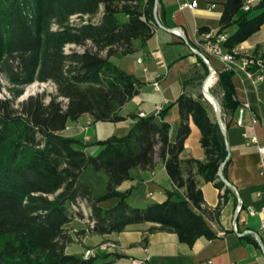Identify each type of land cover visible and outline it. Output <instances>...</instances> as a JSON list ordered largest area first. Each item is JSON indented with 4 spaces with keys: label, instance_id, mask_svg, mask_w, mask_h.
Returning a JSON list of instances; mask_svg holds the SVG:
<instances>
[{
    "label": "trees",
    "instance_id": "16d2710c",
    "mask_svg": "<svg viewBox=\"0 0 264 264\" xmlns=\"http://www.w3.org/2000/svg\"><path fill=\"white\" fill-rule=\"evenodd\" d=\"M155 2L0 0V66L13 83L38 79L55 85V91L30 94L18 106L15 99L22 87H16L12 97H0V236L5 237L0 264H108L97 263V255L65 249L73 240L65 224L83 215V206H90L95 218L90 232L122 230L129 223L151 220L174 230L179 240L190 245L201 235H217L204 216L201 183L212 181L229 189L218 172L228 148L213 105L202 90L191 89L209 73L199 55L183 75L185 89L174 101L180 117L174 139L165 118L167 107L159 115L131 113L134 122L124 134L85 142L62 132L69 120L84 112L93 121L127 117L119 110L139 93L144 80L111 56L131 52L135 40L143 43L153 35ZM242 4L243 0L225 1L216 32L237 24L226 32V47L243 41L264 22V0L249 10H243ZM234 72L217 69L219 89L210 88L226 125L227 114L239 105ZM191 118L201 132L204 159L181 155ZM91 144L100 145V150L87 151L84 146ZM158 159L164 161L175 184L185 187V194L169 190L163 201L133 204L129 190L118 185L130 176L133 166L153 168ZM89 165L107 174L101 195H95L82 177ZM109 196H118V202L103 207L100 200Z\"/></svg>",
    "mask_w": 264,
    "mask_h": 264
},
{
    "label": "crops",
    "instance_id": "0c3cea01",
    "mask_svg": "<svg viewBox=\"0 0 264 264\" xmlns=\"http://www.w3.org/2000/svg\"><path fill=\"white\" fill-rule=\"evenodd\" d=\"M192 0H157V10L165 27L157 25L153 35L145 42L134 41V48L125 54L111 56V60L128 72L134 73L151 84L158 93L153 97L142 95V86L138 94L129 99L119 110L127 116L119 121H94L97 128L105 122H113L122 134L127 132L134 122L131 113L141 111L153 114L158 104L166 108L165 118L170 122V138L174 139L179 123V109L174 102L185 89L183 75L198 61V55L181 36L166 27H180L192 44H197L204 32H216L220 26V16L226 0H196L197 5L191 7L184 4ZM158 12V11H157ZM203 27L209 29L202 30ZM237 27L236 23L226 28L230 33ZM246 50L251 52L264 51V22L241 42ZM216 66L222 67V62L213 56ZM212 60V59H211ZM159 81V87L153 82ZM232 80L235 86V96L239 105L233 114H227L225 125V141L229 152V161L225 167V178L234 184L218 187L212 181H202L204 216L217 234L214 237L201 235L193 244L179 240L174 230L160 227L159 222L144 220L129 223L122 230L97 233L87 232L85 212L65 224L73 240L67 244V252L83 253L87 247L95 246L104 240H114L117 245L109 247L97 254L96 262L107 261L108 264H198L210 259L212 264H261L263 255L252 232L257 230L261 214H251L250 208H260L264 202V173L260 171V161L264 158L259 147L264 145V83L254 82L242 72H234ZM194 93L196 91L193 90ZM221 94V92H220ZM243 121H237L238 111L245 102ZM90 113H82L76 120H70L62 130L66 135L79 137L85 142L93 141L88 132L93 125ZM191 132L185 139L181 155L205 158V150L200 142V129L190 119ZM120 134V133H119ZM256 137L252 139V137ZM101 138L100 136H97ZM91 153H97L101 146L91 144L84 146ZM82 171V177L88 181L95 195H101L106 190L107 174L102 170L92 171L89 175ZM88 172V171H87ZM106 174V176L104 175ZM118 188L129 190V199L135 205H146L153 201L166 199L169 190L184 195L185 187H178L171 179L165 163L158 159L153 168L133 166L130 176L123 180ZM241 199V208L237 203ZM119 200L118 196H109L100 200L103 207H111ZM236 220L238 230L232 228ZM75 246L71 248L73 245Z\"/></svg>",
    "mask_w": 264,
    "mask_h": 264
},
{
    "label": "built area",
    "instance_id": "2783aa9c",
    "mask_svg": "<svg viewBox=\"0 0 264 264\" xmlns=\"http://www.w3.org/2000/svg\"><path fill=\"white\" fill-rule=\"evenodd\" d=\"M258 1L259 0H243L242 9L249 10ZM184 4L194 7L197 5V1L196 0L186 1L184 2ZM154 10H157V5H154ZM166 28L169 30L172 29L171 31L175 32L179 36H180V33L183 32L180 27L176 28V26H170V27L168 26ZM226 36H227L226 32L217 33V32H212L211 30L206 31L204 32L203 37L198 41L197 44L191 43L192 47H190V49L194 53L193 49L199 48L200 51L202 52V56L206 63H212L211 57L215 56L222 62V67L224 69H227V70L232 69L235 72H242L244 73L246 77L251 78L254 82L262 81L264 83V56L259 52H251V51L246 50V47L241 43L242 41L230 48L224 46L223 40L226 38ZM76 47L80 49L82 48V46L80 45H76ZM211 75L213 77L215 76V79H213V82H215L217 79V68L216 67L215 69L212 70ZM212 83L209 84V86H207L209 89ZM153 84L155 85V87L157 88L159 87L158 80H155ZM246 106H249V103L247 101L243 104V106L239 108L238 116H237V121L239 123H242L243 121L244 109ZM162 108L163 106L161 104H158L153 114L159 115V112L161 111ZM140 115L146 116L148 114L144 111H141ZM255 138H256L255 136L252 137V139H255ZM259 149L261 153H264V145H261ZM260 171L264 173V158H261V161H260ZM233 189L238 194V190L236 186ZM241 206H242L241 199L239 198L238 203H237V210H239ZM83 209L85 212L84 219L86 223V231L90 232V229L95 224V218L92 216V209L90 206H83ZM249 212L251 214H255L258 212L261 214L258 229L257 230L247 229V231L252 232L254 238L256 239L257 243L259 244L261 248V253L264 259V202L260 208L258 209L250 208ZM232 228L236 231H239L236 220L233 221ZM116 245L117 243L114 240H104L95 246L87 247L84 250L83 254L85 256L97 255L101 251H105L109 247L116 246ZM198 264H212V261L210 259H205ZM261 264H264V260Z\"/></svg>",
    "mask_w": 264,
    "mask_h": 264
},
{
    "label": "rangeland",
    "instance_id": "374dc122",
    "mask_svg": "<svg viewBox=\"0 0 264 264\" xmlns=\"http://www.w3.org/2000/svg\"><path fill=\"white\" fill-rule=\"evenodd\" d=\"M212 61L214 62V65L216 66V63L214 61V58L211 57ZM2 63V62H0ZM215 79V76H214ZM203 81L201 84L191 86V89L198 92L199 90H202ZM16 87H22V92L17 96L15 99V106H18V102L22 101L24 98L28 97L30 94H36L41 92L50 93L52 91H55V86L52 81H41L38 79H34L30 82H26L25 84L21 85L18 83H13L10 79V76L7 72V70L4 68V66H0V97L6 98V97H12L13 91ZM212 89L218 90L219 86L217 85L216 81L212 83L211 87ZM142 95L145 97H153L155 93H158L156 90H154L153 86L151 84H147L146 82L142 85ZM48 97V95H46ZM215 111V110H214ZM216 114V113H215ZM70 123H72V120H70ZM93 127L88 132L91 134V136L94 138L93 140L99 139L97 136H102L101 138H105L107 136H110L112 134H122L121 129H116V126L113 122H105V124H102L101 128H97L95 133L93 128L96 127V122L93 121L92 123ZM124 134V133H123ZM83 135H79L80 138ZM88 171V172H87ZM85 172L86 175H89V172L92 171L93 173H96V170L89 165V168ZM105 173V172H103ZM106 176V174H104ZM4 236H0V247L2 246L4 242ZM75 244L71 247L73 248Z\"/></svg>",
    "mask_w": 264,
    "mask_h": 264
},
{
    "label": "water",
    "instance_id": "95a60500",
    "mask_svg": "<svg viewBox=\"0 0 264 264\" xmlns=\"http://www.w3.org/2000/svg\"><path fill=\"white\" fill-rule=\"evenodd\" d=\"M155 5H157V0L155 2ZM154 15H155V22H156V24L159 25L160 27H165L164 24L161 22V20L159 18V15H158L157 10H154ZM176 28H178V27H176ZM170 30H172V29H170ZM180 36L187 42V44L190 47H192L191 43L189 42V40L187 39L186 35L183 32L180 33ZM193 51H194V53H196L197 55H199L204 60V58L202 56V52L200 51L199 48H194ZM207 65L209 67V73L203 79V85H202L203 93L208 98V100L211 102V104L213 105V108H214L215 113H216L217 121H218V123H219V125H220V127H221V129H222V131L224 133V135H225V125H224L223 120H222V117H221V108H220L219 100L217 99V97L212 93V91L206 85V81H207L208 77L211 75L212 70L215 69V66L212 63H207ZM207 93L210 94L213 97V99H210L208 97ZM228 158H229V152H228V155H227L226 159L220 164V167H219V171L218 172H219V175L222 178V180L226 184H229L230 186H232L234 188L235 185L232 184V183H230L225 178V176L223 174V167H224L225 163L227 162Z\"/></svg>",
    "mask_w": 264,
    "mask_h": 264
},
{
    "label": "bare ground",
    "instance_id": "6f19581e",
    "mask_svg": "<svg viewBox=\"0 0 264 264\" xmlns=\"http://www.w3.org/2000/svg\"><path fill=\"white\" fill-rule=\"evenodd\" d=\"M213 79H214V77L211 75V76L209 77L208 81L206 82V85L209 86V84H211V83L213 82ZM207 95H208V97H209L210 99H213V97H212L210 94L207 93Z\"/></svg>",
    "mask_w": 264,
    "mask_h": 264
}]
</instances>
